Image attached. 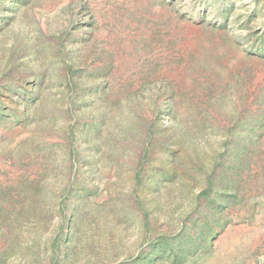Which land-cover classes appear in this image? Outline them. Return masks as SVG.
<instances>
[{
	"label": "rangeland",
	"instance_id": "obj_1",
	"mask_svg": "<svg viewBox=\"0 0 264 264\" xmlns=\"http://www.w3.org/2000/svg\"><path fill=\"white\" fill-rule=\"evenodd\" d=\"M0 264H264V0H0Z\"/></svg>",
	"mask_w": 264,
	"mask_h": 264
}]
</instances>
